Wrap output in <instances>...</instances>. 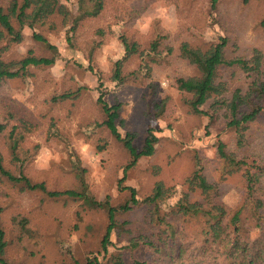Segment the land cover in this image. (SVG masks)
<instances>
[{
  "label": "rangeland",
  "instance_id": "374dc122",
  "mask_svg": "<svg viewBox=\"0 0 264 264\" xmlns=\"http://www.w3.org/2000/svg\"><path fill=\"white\" fill-rule=\"evenodd\" d=\"M105 4L100 16L81 23L72 45L67 43V27L39 28L37 31L58 47L56 61L50 65H31L28 82L18 77L2 84L0 99L15 110L13 123H18L19 116L31 123L21 142L27 154L17 149L18 160L12 159L11 139L6 135L0 137V154L6 167L14 174L22 171L33 182H44L49 190H80L81 181L68 150L71 147L89 195L97 200L108 197L110 204L118 208L130 199V191L125 187L135 188L137 196L142 197L156 181L162 180L181 192L185 189V178L199 167L195 164L198 155L202 172L218 186L219 198L228 207H237L244 199V175L257 171L264 163V115L252 121L244 133L219 121L208 124V117L189 110L187 95L174 86V79L196 73L194 66L180 57L179 47L184 41L204 47L223 35L228 39L229 55H247L255 47L264 54V0H217L215 7L211 0H105ZM121 20H126V33L142 45L157 32L165 35L162 46L170 47L171 51L154 65L151 77L134 72L138 64L134 57L124 63L120 83L109 78L113 59L123 52L113 30L114 24ZM92 40L97 44L96 66L104 73L102 85L87 69L86 51ZM29 49L39 54L47 52L31 36V30L25 29L22 42H11L3 57L19 58ZM232 70L229 91L237 86L244 89L249 79L243 72ZM79 87L76 98L53 100ZM100 92L109 103H121L123 122L117 124L118 131L122 135L136 133L137 147L147 124L153 127L158 137L154 154L142 156L126 167L130 155L123 143L108 128L96 124L103 118L96 101ZM162 100L165 104L160 116H149L153 104ZM51 121L59 135L47 138ZM218 140L225 144L226 151L236 159H245L247 164L229 172L236 166L228 165L218 155ZM258 194L264 199V171ZM0 207L7 239L5 255L7 260L18 264H74L75 260L84 264L93 254L98 255L101 264H107L109 255L129 238V232L113 230L111 239L115 244L103 256L101 240L108 218L102 208L89 206L82 198L66 195L53 198L40 189L28 190L3 175H0ZM147 212L148 206L142 205L119 212L117 217L136 231ZM22 216L28 218V233H22L13 223L14 217ZM64 246H69V251ZM136 254L148 258L147 251Z\"/></svg>",
  "mask_w": 264,
  "mask_h": 264
},
{
  "label": "trees",
  "instance_id": "16d2710c",
  "mask_svg": "<svg viewBox=\"0 0 264 264\" xmlns=\"http://www.w3.org/2000/svg\"><path fill=\"white\" fill-rule=\"evenodd\" d=\"M211 2L215 7L217 0ZM105 5V0H0V89L8 79L21 77L28 82L31 65H50L56 61L58 47L38 32L39 28L45 25L50 29L67 27V43L72 45V39L81 23L100 16ZM125 21H117L113 26L123 46L121 55L113 59L112 73L109 76L117 83L122 81L123 65L129 58L138 59L134 72L149 78L154 65L171 51L170 47L162 46L165 35L160 32L151 37L146 45H142L126 33ZM25 29L31 30V36L47 52L39 54L29 49L19 58L5 59L3 53L11 42H22ZM3 40L6 41L4 44ZM93 43L86 51L87 69L97 76L102 85L104 73L96 66L97 44L95 41ZM227 45L228 39L223 35L204 47L191 45L188 41L182 42L179 47L180 57L193 65L196 73L187 77H175L174 86L187 95L185 99L189 110L208 117V124L219 121L244 133L252 121L264 115V54L255 47L247 55H229ZM231 69L243 72L249 79L244 89L237 86L229 91L228 81L234 76ZM80 90L79 87L74 91L64 92L60 98L53 97V100L74 99ZM0 100V137L6 135L11 139L12 159L18 160L17 149L27 154L21 142L25 133L31 129V123L19 116L18 123L14 124L15 110L3 98ZM96 101L103 112V118L96 124L108 128L123 143L130 155L126 167L134 165L142 156L154 154L158 137L150 124H147L141 145L137 147L134 144L136 133L126 132L122 135L118 131L117 124L123 122L120 118L121 103H109L103 92H100ZM164 104L163 100L156 101L153 113L149 116H160ZM54 135L59 133L54 121H51L47 138ZM68 150L81 181L80 190H49L44 182H33L22 171L18 174L11 172L1 154L0 175L9 181L22 183L28 190L40 189L53 198L63 195L82 198L89 206L102 208L108 218L101 240L103 256L115 244L111 239L113 230L129 232L126 242L109 255L107 264H264V199L258 194L264 163L257 171L244 175V199L234 208L228 207L219 198L218 186L210 182L202 172L198 155H195V164L199 167L185 178V189L181 192L167 186L162 180L156 181L150 192L142 197L137 196L135 188L125 187L130 191V199L117 208L110 204L108 197L97 200L89 195L75 152L71 147ZM217 152L228 165L236 166L229 172L239 170L247 164L245 159H236L231 152L226 151L221 140L217 141ZM123 179L124 175L120 182ZM173 198L175 200L171 202ZM142 205L148 206V212L138 230L126 227L127 222L118 219L119 212L125 213ZM1 211L0 207V213ZM28 222V218L24 216L13 218V223L22 233L30 231ZM6 247V234L0 218V264H18L7 260ZM64 248L69 251V246ZM140 250L147 251L148 258L139 257L136 251ZM74 264L80 262L75 260ZM84 264L101 262L98 255L93 254L88 256Z\"/></svg>",
  "mask_w": 264,
  "mask_h": 264
}]
</instances>
